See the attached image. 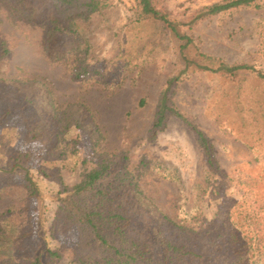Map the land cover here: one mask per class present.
<instances>
[{"label":"rangeland","instance_id":"rangeland-1","mask_svg":"<svg viewBox=\"0 0 264 264\" xmlns=\"http://www.w3.org/2000/svg\"><path fill=\"white\" fill-rule=\"evenodd\" d=\"M222 1L158 0L157 6L193 38L184 52L189 60L200 62L198 48L256 72L231 76L191 68L181 75L179 43L164 24L139 21L133 0H111L72 22L66 20L70 11L53 7V0H0V42L8 49L0 79L41 83L59 110L74 104L88 109L97 131L92 137L71 130L47 159L43 145L26 141L21 116L0 123V264H32L47 248L61 254L56 264H80L84 233L68 220L59 193L104 163L109 173L101 184L129 218L141 209L138 193L182 230L224 242L236 233L239 244L259 245L264 262V81L257 76L264 74V7L232 9L190 27L197 12ZM41 17L62 25L54 37L60 60L49 56L52 25L39 24ZM82 68L90 73L78 79L75 71ZM178 76L171 106L181 117L169 116L150 140L160 96ZM0 97L11 103L15 92L0 84ZM197 131L209 141L214 168ZM13 152L41 158L27 166L40 196H29L24 171L7 173ZM138 221L146 227L145 219Z\"/></svg>","mask_w":264,"mask_h":264},{"label":"trees","instance_id":"trees-1","mask_svg":"<svg viewBox=\"0 0 264 264\" xmlns=\"http://www.w3.org/2000/svg\"><path fill=\"white\" fill-rule=\"evenodd\" d=\"M139 8L138 20H153L160 22L170 31L171 37L179 43L182 60L187 73L191 68L203 72L221 73L234 76L241 71L256 72L247 64L229 65L224 61L203 54L196 50L200 62L189 60L184 52L193 44V38L181 30V24L169 19V14L160 10L158 0H133ZM264 0H223L207 6L197 12L190 20V27L200 21L217 16L232 9L264 7ZM53 7H63L70 11L67 21L85 19L110 5L111 0H53ZM37 9V8H36ZM37 11V10H35ZM35 13V12H34ZM41 25H52L50 31L49 56L57 61L61 59L59 53H54L56 42L55 33L63 31L59 19L41 17ZM66 25V24H65ZM0 59L8 54L5 42H0ZM216 66V67H215ZM90 72L87 68L76 69L75 75L83 79ZM258 78L264 81V74L257 73ZM180 77L173 78L161 94L151 131L150 140L157 137L169 116L180 114L171 106L172 89L180 81ZM0 84L11 88L15 92V101L9 102L0 97V123L8 120L10 115L21 116L26 124V141L37 142L44 146L46 158L55 156V150L60 149L68 133L76 129L82 134L97 136L92 115L88 109L74 104L66 109L59 110L50 99V94L41 83L35 81L20 83L8 79H0ZM43 88V90H42ZM35 90L40 91L38 94ZM201 147L209 156V167L214 168V159L210 155L209 141L201 131H197ZM74 141V140H73ZM40 157L32 152H13L9 156L7 173L22 170L29 196H40L41 189L38 181L31 174L30 164H40ZM127 161V160H126ZM109 164H102L100 168L93 169L85 178L72 187H65L59 193L58 201L65 210L68 220L84 233L82 241L78 243L82 250L80 264H264L261 257L259 242L257 247L251 244H239V238L232 234V242H224L215 238H203L194 230H182L164 214H159L149 200L141 194H136L140 211L127 216V210L121 200L118 202L110 196L109 187L102 186L105 175L109 172ZM40 171L42 167L39 168ZM112 187V193L116 190ZM123 207V208H122ZM138 219H145L146 227H139ZM129 222L131 223L129 225ZM150 222L149 226L148 223ZM181 230V232H180ZM183 233L186 238L181 242L179 235ZM176 239V240H174ZM236 241V242H235ZM85 242H88L87 244ZM177 242V243H174ZM238 244V245H237ZM61 258L58 250L41 249L32 264H56Z\"/></svg>","mask_w":264,"mask_h":264}]
</instances>
